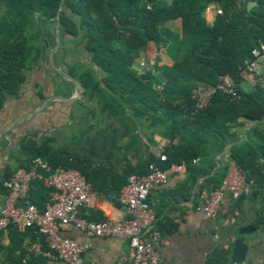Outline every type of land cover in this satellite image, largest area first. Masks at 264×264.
Listing matches in <instances>:
<instances>
[{
	"label": "trees",
	"instance_id": "obj_1",
	"mask_svg": "<svg viewBox=\"0 0 264 264\" xmlns=\"http://www.w3.org/2000/svg\"><path fill=\"white\" fill-rule=\"evenodd\" d=\"M239 1L64 0L57 16L60 0H0V110L7 99L19 94L31 66L41 61L49 66L44 53L56 28L61 45L70 36L87 54L88 66L78 74L68 72L80 84L82 95L111 107L120 122L135 126L144 121L169 141L164 151L167 161L160 164L163 169L184 162L194 180L209 174L215 167L214 156L239 139L232 129L253 123L229 154L254 183L253 194L263 192L264 83L243 89L238 67L264 43V0H247L256 3L250 10L240 7ZM210 5L222 11L212 26L204 18ZM177 21L178 31L172 28ZM149 44L163 47L172 65L137 70L135 64ZM225 74L235 81L236 95L217 93L205 109L195 112L191 90L197 85L214 86ZM161 82L163 90L157 93L152 86ZM25 146L31 155L28 163L41 157L52 168L75 169L104 196L117 197L129 175L146 174L149 163L156 160L149 156L121 173L109 174L102 166L92 167L88 159L68 157L66 149L52 152L33 142ZM195 159L200 163L193 164ZM227 170L228 164H220L197 199L203 189L218 187ZM28 199L40 212L44 210L47 190L41 182L34 183ZM42 261L31 257L30 264Z\"/></svg>",
	"mask_w": 264,
	"mask_h": 264
},
{
	"label": "crops",
	"instance_id": "obj_2",
	"mask_svg": "<svg viewBox=\"0 0 264 264\" xmlns=\"http://www.w3.org/2000/svg\"><path fill=\"white\" fill-rule=\"evenodd\" d=\"M175 23L180 28V22ZM149 47L150 44L147 50ZM165 65H172V61L169 59ZM74 96L75 85L41 61L26 72V81L19 94L7 99L3 105L0 110V209L5 196L2 182L28 163L31 155L25 145L29 143L44 145L52 152L66 149L68 157L88 159L92 167L102 166L112 174L135 166L149 155L157 157L159 147L168 141L157 132L150 133L149 137V132L154 129H148L142 122L137 125V130L129 128L123 135L113 117L108 114L87 116L79 99L71 100ZM253 126L251 122H243V126L232 129L239 139L214 156L215 167L209 174L195 180L186 172L170 174L167 183L150 194L151 212L161 232L159 264H230L235 233L247 226L255 230L244 237L250 245L245 264H264V191L237 201L228 196L225 198L217 219L218 239L213 238L212 227L200 209L202 200L196 197L200 188L209 184L220 164H228V169L237 167L230 158L229 149L245 139L246 131ZM260 128L264 129V121ZM199 163L198 160L196 164ZM111 184L108 182L107 187ZM96 194L80 212L81 217L111 222L127 217L116 196ZM23 203L31 201L27 198ZM63 234L80 244H90L81 264H117L120 259L129 262L132 258L128 244L118 239L90 238L72 227ZM30 242H33L31 233L23 234L13 229L2 232L0 264H18L21 257L27 256L25 249ZM42 264L63 263L43 259Z\"/></svg>",
	"mask_w": 264,
	"mask_h": 264
},
{
	"label": "built area",
	"instance_id": "obj_3",
	"mask_svg": "<svg viewBox=\"0 0 264 264\" xmlns=\"http://www.w3.org/2000/svg\"><path fill=\"white\" fill-rule=\"evenodd\" d=\"M222 11L210 5L204 12L208 25L212 26ZM141 70L147 68L144 59L139 62ZM238 73L247 83H264V43L250 51L249 57L238 67ZM164 83L153 84L152 89L160 93ZM220 93L236 95L235 81L229 74L218 77L214 86L197 85L191 90L194 111L205 109L213 97ZM169 147L165 141L159 147L156 160L149 163L147 173L131 174L116 197L117 203L126 210L127 217L115 222L109 220L92 221L80 216L97 196L84 176L75 169L52 168L41 157L33 158L26 167L17 168L2 182L5 191L4 203L0 209V234L7 229L19 233H33L35 240L26 246L27 256L21 257L18 264H30L29 256L63 264H81L87 255L90 244H80L64 236L68 228H75L90 238H114L126 242L131 250L129 262L120 259L117 264H159L158 245L161 232L156 227V218L151 212L150 194L164 186L168 176L185 173L186 164H170L163 169L160 164L167 161L164 154ZM197 159L192 163L196 164ZM35 182H41L47 190V201L40 212L32 203H23ZM254 183L247 179L238 167L228 169L220 185L214 189H203L201 211L211 225L213 238H219L217 222L221 206L228 196L233 201L248 198L253 194ZM89 264H95L93 262Z\"/></svg>",
	"mask_w": 264,
	"mask_h": 264
},
{
	"label": "rangeland",
	"instance_id": "obj_4",
	"mask_svg": "<svg viewBox=\"0 0 264 264\" xmlns=\"http://www.w3.org/2000/svg\"><path fill=\"white\" fill-rule=\"evenodd\" d=\"M249 3H252V2H248L247 0H240L239 1L240 7H243V6L248 7ZM255 6H256V4L254 6H252L250 9L254 8ZM172 28L176 31L179 30L178 29L179 27L176 26V23H173ZM54 29H55V30H53V31H55L54 37L51 39V41L48 45V48H46V52L44 53V60L45 61H48L49 52L56 48L55 34H56V32H58V30L56 28H54ZM63 42H64L63 45H61V41H60V45L56 49V51L53 55V63L58 69L62 70L67 75H69L68 72H71L73 74H78L82 69H84L86 66H88L86 61H84L87 57V54L85 53V51L83 49V45H77L75 43V41L70 36H65L63 39ZM142 59H144L145 62L147 63L146 69H151L155 65L156 66L165 65V62L169 60L168 57L165 55V51H164L163 47L156 46L153 44H150V47L148 48V50H146L145 53L140 54V57L135 64V68L139 71H141L140 66H139V62ZM93 69H94V67H93ZM255 84H257V82L247 83V81H243V80L241 83L243 89H245V90L250 89ZM262 85H264V84H262ZM82 92H83V89L81 90V94L78 98L79 99L78 101L81 102L85 106L87 116L91 115V117H97V116H100L103 114H108L113 118L115 117L114 119L118 122L117 126L119 127L120 132L123 135L127 134V131L129 128L134 127V129H136L138 124L134 126L133 122H131V123H129L128 121L127 122L126 121L120 122L119 119L116 117V114L114 116V112H113L114 110L111 107L110 108L105 107V105L103 103H99L96 98H88V97L83 96ZM144 123L145 122L142 121V124H144ZM157 131H159V130H151V132H149V137H150V133L154 134ZM133 139H134V137H133Z\"/></svg>",
	"mask_w": 264,
	"mask_h": 264
},
{
	"label": "water",
	"instance_id": "obj_5",
	"mask_svg": "<svg viewBox=\"0 0 264 264\" xmlns=\"http://www.w3.org/2000/svg\"><path fill=\"white\" fill-rule=\"evenodd\" d=\"M63 2H64V0H60V2H59L58 9H57V16H59V14H60V11H61V9L63 7ZM255 4H256L255 2L249 3V5L247 7V10H250V8L252 6H254ZM58 25H59V21H57V26ZM55 37H56V48L49 52L48 65L60 77H62L63 79H65L67 81H70L71 83H73L75 85V96L71 99L73 101V100H76V99L79 98L82 89H81L80 84L74 78H72L71 76L67 75L66 73H64L62 70L58 69L54 65V63H53V55H54L56 49L60 45V35H59L58 32H56ZM46 102L43 103V106H45ZM254 230L255 229L253 227L247 226V227L240 228L235 233V239H234V241L232 242V245H231L230 264H245L246 261L249 259L250 245L245 242L244 237L252 235L254 233Z\"/></svg>",
	"mask_w": 264,
	"mask_h": 264
}]
</instances>
